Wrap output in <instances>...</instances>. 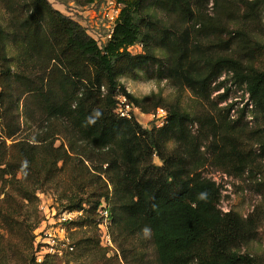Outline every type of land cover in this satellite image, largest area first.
<instances>
[{
  "label": "rangeland",
  "instance_id": "obj_1",
  "mask_svg": "<svg viewBox=\"0 0 264 264\" xmlns=\"http://www.w3.org/2000/svg\"><path fill=\"white\" fill-rule=\"evenodd\" d=\"M186 1L194 11L192 17L167 12L153 0L143 11L163 25L171 26L177 35H189L188 51L195 59L187 60L185 66L196 60L194 73H204L208 70L205 56L234 55L264 70V2L252 10L246 5L247 0ZM49 2L54 10L84 26L100 45L111 37L121 11V5L115 0ZM29 4L30 0H0V27L9 34L8 65L12 70L11 78L0 71V150L19 158V148L13 147L14 144L23 142L34 146L42 178L45 160L51 163L57 156L63 159L57 167L53 166L45 185L37 191L38 214L27 207L15 213L20 223L33 224L40 220V225L34 230L32 252L26 242V236L29 238L27 226L17 224L14 230L18 247L15 255H11L12 264H22L23 255L29 253L42 264H161L148 228L128 233L121 224L114 222L111 208H117L118 197L110 178L116 171L109 170L105 162L108 148H97L83 139L68 119L49 113L44 96L48 90L63 99L67 91L76 93L83 84L78 83V89L70 87L63 91L62 79L69 71L59 67L47 53L38 54L32 49L34 45L29 40L34 43L35 36L25 20ZM246 41L256 48L252 56L246 53ZM198 45L204 50L200 51L202 55L196 52ZM128 49L134 54L142 53L143 45L138 43ZM154 51L165 67L150 64L118 77L138 103L128 98L127 101L139 107L137 119L146 129L159 128L152 115L158 107L156 104L167 109L178 106L189 114L185 142L167 139V154L217 182L221 188L219 208L222 212L231 211L243 219L251 218L256 229L254 238L234 249L264 264V157L260 155L259 143L264 120L256 115L245 85L234 82L229 70L222 69L205 90L193 89L161 73L176 61L164 47L154 45ZM234 149L240 151L244 163L234 155ZM153 164L154 170L163 166L157 154ZM9 192H12L9 186L0 179V221L12 210L11 204L15 205V197H7ZM108 192L109 199L103 198L102 204L94 210L93 204L100 194ZM80 201L82 209L74 208ZM102 206L109 212V240L97 225L104 220ZM68 211H77L65 225L74 250H64L61 256L48 254L39 261L38 252L44 254L45 246L49 245L46 233L51 230L59 235L51 227L58 228L54 224ZM7 227V223L6 228L0 226V233L5 237L9 234Z\"/></svg>",
  "mask_w": 264,
  "mask_h": 264
},
{
  "label": "trees",
  "instance_id": "obj_2",
  "mask_svg": "<svg viewBox=\"0 0 264 264\" xmlns=\"http://www.w3.org/2000/svg\"><path fill=\"white\" fill-rule=\"evenodd\" d=\"M94 1L88 0L89 3ZM115 1L121 4V11L111 37L100 45L84 26L54 10L49 0H30L25 20L35 36L34 43L29 40L34 45L32 49L38 54L47 53L59 67L69 71L62 79L63 91L70 87L78 89V83L83 84L76 93L67 91L63 99L48 90L44 96L49 113L68 119L79 135L97 148H108L105 162L109 170L116 171L110 178L118 197L117 208H111L114 222L121 224L128 233L148 228L161 264H259L257 258L234 249L254 238L256 229L251 218L243 219L231 211L222 212L219 208L221 188L217 182L192 171L190 166L176 162L167 154V139L185 142L189 114L178 106H171L167 124L158 129H146L137 119L120 117L115 109L118 95L138 103L118 81L121 74L144 69L150 64L165 67L156 56L154 45L164 47L176 61L161 73L179 79L193 89L205 90L222 69L229 70L234 82L245 85L256 115L262 120L264 70L245 63L242 57L219 55L215 58L205 56L208 70L196 74L193 71L196 60L185 66L187 60L195 59L188 51L189 35H177L171 26L144 14L145 6L151 0ZM153 1L167 12L194 16L186 0ZM263 2L247 0L245 3L256 10ZM8 35L0 27V71L11 78ZM138 43L143 45V52L134 54L128 48ZM197 47L196 52L202 55L204 50L200 45ZM245 50L252 56L256 48L246 41ZM262 131L259 143L260 155L264 157V128ZM13 147L19 148V158L0 150V179L12 191L8 193V199L15 197L12 210L6 212L5 219L0 221L1 227L6 228L8 224L9 233L6 237L0 233V264H12L11 255H15L18 247L14 230L17 224L27 226L29 238L26 236V242L33 252L34 230L40 220L33 224L20 223L15 213L27 207L38 214L37 191L45 185L53 166L57 167L63 159L57 156L51 163L45 160V176L42 178V167L33 151L34 146L18 142ZM155 154L163 162L157 170L153 164ZM234 155L240 163L245 162L238 149H234ZM103 198L108 200L109 192L100 194L93 204L94 210L102 204ZM82 205L80 201L74 208L82 209ZM29 255H23L22 264H42L34 255Z\"/></svg>",
  "mask_w": 264,
  "mask_h": 264
},
{
  "label": "built area",
  "instance_id": "obj_3",
  "mask_svg": "<svg viewBox=\"0 0 264 264\" xmlns=\"http://www.w3.org/2000/svg\"><path fill=\"white\" fill-rule=\"evenodd\" d=\"M117 3V2H116ZM118 4V3H117ZM121 5V4H120ZM119 15V14H118ZM117 15V17H118ZM1 66V65H0ZM122 96V98L120 97ZM117 106L115 109V112L123 118L128 119H137V113H139V107H136L132 105L130 102L127 101V98L123 95L117 96ZM153 118H155V123L157 127H162L165 124L169 122V112L168 109L165 107H157L156 111L152 114ZM138 120V119H137ZM139 121V120H138ZM101 211L104 214V220L99 224L101 228V232L104 233V236L109 240L110 235L107 233L108 231V220H109V212L107 208L102 209ZM77 211H68L65 212L58 220V223L56 222L54 225L58 228H54L51 224V229L54 232H58L59 235H56V233H53L51 230H49L46 233V236L49 237V245L45 246V249L43 251L44 254H42V251H39L38 260L42 261L45 259L46 255L52 254V255H63L64 250L73 251L74 246L69 240V236L66 234V228L65 225L72 220L73 214H76Z\"/></svg>",
  "mask_w": 264,
  "mask_h": 264
},
{
  "label": "clouds",
  "instance_id": "obj_4",
  "mask_svg": "<svg viewBox=\"0 0 264 264\" xmlns=\"http://www.w3.org/2000/svg\"><path fill=\"white\" fill-rule=\"evenodd\" d=\"M147 233H148V230H147V229H145V234L147 235Z\"/></svg>",
  "mask_w": 264,
  "mask_h": 264
}]
</instances>
